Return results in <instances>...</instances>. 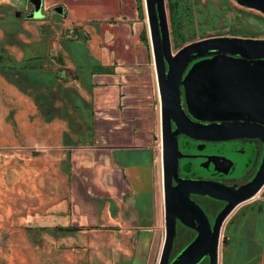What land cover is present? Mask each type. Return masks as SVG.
<instances>
[{"label": "crops", "instance_id": "crops-1", "mask_svg": "<svg viewBox=\"0 0 264 264\" xmlns=\"http://www.w3.org/2000/svg\"><path fill=\"white\" fill-rule=\"evenodd\" d=\"M22 1L0 0V264H158L145 0H44L64 20L16 19ZM257 197L225 221L219 264H264Z\"/></svg>", "mask_w": 264, "mask_h": 264}, {"label": "water", "instance_id": "water-1", "mask_svg": "<svg viewBox=\"0 0 264 264\" xmlns=\"http://www.w3.org/2000/svg\"><path fill=\"white\" fill-rule=\"evenodd\" d=\"M234 1L264 15V0ZM17 8L16 19L47 20L54 13L62 20L66 17L63 6L46 11L44 0H23ZM145 9L161 98L165 238L158 264H200L206 258L209 264H219L223 225L239 205L254 199L264 188V160L253 180L238 188L179 180L178 187L172 189L171 174L177 176L179 157L176 135L195 130L191 125L182 129L178 122V118L185 117L180 88H186L187 106L193 117L222 122L210 129L215 135L211 139L257 137L264 142V39L209 38L188 44L174 55L166 0H145ZM205 55L217 57L195 63L184 76L189 63ZM171 119L178 125L173 139L170 138ZM191 193L227 203L213 227L204 211L191 201ZM178 218L195 230L197 236L172 259Z\"/></svg>", "mask_w": 264, "mask_h": 264}, {"label": "flooded vegetation", "instance_id": "flooded-vegetation-1", "mask_svg": "<svg viewBox=\"0 0 264 264\" xmlns=\"http://www.w3.org/2000/svg\"><path fill=\"white\" fill-rule=\"evenodd\" d=\"M75 36L76 33L73 30L68 35V37L72 39L75 38ZM194 42L195 41L191 43ZM186 45L179 47L175 53L173 52V54L175 55L180 49H182ZM215 57L217 56L205 55L194 59L187 66L184 76L187 75V73L195 63L201 61H209ZM62 77L68 81V79L72 78V74L68 73L67 71H62ZM156 83L159 103V125L161 127V98L158 89L157 77ZM185 95L186 88L182 86L180 88V97L181 106L184 110L185 117L178 118V122L180 123L182 129H186L189 127V125H191L192 128L196 131L193 130L190 132L189 130L190 134L179 133L176 135L179 157L177 176H175L174 173L171 174L172 189H176L178 187L179 180L211 182L217 185H226L229 187L236 188L250 183L260 170L261 165L263 163L264 142L257 137H240L228 141L211 139L215 137V135L211 133L210 129L219 127L222 122L204 121L193 117L188 110ZM177 130L178 125L173 119H171V139H173L174 133ZM190 199L193 203H195L204 211L212 227L218 215L227 205L225 201L194 193L190 194ZM183 236H186L188 240L178 250H175L178 238ZM196 236L197 232L184 225L181 222L180 218H178L176 224V238L173 247L172 259H174L182 250H184L195 239ZM204 261H208L209 264L208 258L204 259L202 262Z\"/></svg>", "mask_w": 264, "mask_h": 264}, {"label": "rangeland", "instance_id": "rangeland-1", "mask_svg": "<svg viewBox=\"0 0 264 264\" xmlns=\"http://www.w3.org/2000/svg\"><path fill=\"white\" fill-rule=\"evenodd\" d=\"M169 3L170 0H166L171 44L174 53L179 47L193 41L197 42L209 38H264V16L255 10L239 6L233 0H171V11ZM147 39H149L150 44L149 31ZM155 146L157 183L163 195L160 125L156 134ZM163 220L162 236L164 241V206ZM187 240L186 236L178 238L175 250H178Z\"/></svg>", "mask_w": 264, "mask_h": 264}, {"label": "trees", "instance_id": "trees-1", "mask_svg": "<svg viewBox=\"0 0 264 264\" xmlns=\"http://www.w3.org/2000/svg\"><path fill=\"white\" fill-rule=\"evenodd\" d=\"M169 9H170V11H171V0H170V3H169ZM147 39V38H146ZM201 264H208V261H204V262H202Z\"/></svg>", "mask_w": 264, "mask_h": 264}, {"label": "built area", "instance_id": "built-area-1", "mask_svg": "<svg viewBox=\"0 0 264 264\" xmlns=\"http://www.w3.org/2000/svg\"><path fill=\"white\" fill-rule=\"evenodd\" d=\"M256 197H257V196H256ZM256 197H255V198H256ZM255 198H254V199H255Z\"/></svg>", "mask_w": 264, "mask_h": 264}]
</instances>
